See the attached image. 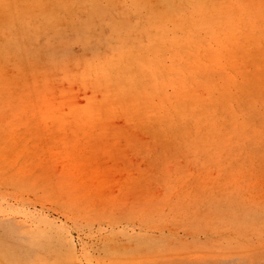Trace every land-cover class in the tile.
<instances>
[{"label":"rangeland","instance_id":"obj_1","mask_svg":"<svg viewBox=\"0 0 264 264\" xmlns=\"http://www.w3.org/2000/svg\"><path fill=\"white\" fill-rule=\"evenodd\" d=\"M0 264H264V0H0Z\"/></svg>","mask_w":264,"mask_h":264}]
</instances>
